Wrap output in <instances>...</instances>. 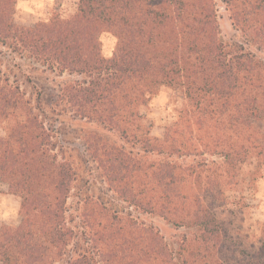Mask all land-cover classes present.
Masks as SVG:
<instances>
[{"label":"trees","instance_id":"trees-1","mask_svg":"<svg viewBox=\"0 0 264 264\" xmlns=\"http://www.w3.org/2000/svg\"><path fill=\"white\" fill-rule=\"evenodd\" d=\"M224 2L245 43L264 50V0ZM14 4L0 0L1 45L83 79L60 86L50 117L43 91L33 101L0 70V116L9 121L0 177L21 197L20 224L0 227L2 264H263L264 226L250 255L217 210L245 163L257 158L264 167V60L244 42L222 39L216 1L79 0L72 16L32 26L15 23ZM104 35L115 41L108 56ZM162 88L181 91L186 104L154 135L142 107ZM61 111L139 148L87 140L124 201L179 231L173 245L117 208L104 214L86 199L81 218L71 209L78 171L58 153L48 121ZM186 156L192 160L174 159Z\"/></svg>","mask_w":264,"mask_h":264},{"label":"rangeland","instance_id":"rangeland-1","mask_svg":"<svg viewBox=\"0 0 264 264\" xmlns=\"http://www.w3.org/2000/svg\"><path fill=\"white\" fill-rule=\"evenodd\" d=\"M215 1L222 39L245 43L246 38L233 24L224 0ZM78 2L79 0H15L13 19L18 25L32 26L38 22H48L55 16L68 18L77 12ZM114 44V39L108 35L102 37V51L106 56L111 54ZM246 46L264 60V50L252 42L247 43ZM0 70L10 77L12 83L17 79L26 97L33 101L36 100L37 93L40 90L43 91V100L50 117L53 115L50 111L55 106L60 86L72 80L83 79V75L61 73L59 69L51 70L40 63L22 59L1 43ZM184 104L186 99L181 91L162 88L146 106L142 107V113L146 116L144 122L152 124L153 134L159 135L163 132L164 126L178 120ZM55 117L54 120L49 118L47 120L54 127L56 149L62 157L63 155L69 157L74 162L79 175L69 198L71 209L77 208L75 211L81 218L85 211L84 200L86 199L99 202V210L104 214H108V208H117L121 210L124 217L130 215L139 222L144 221L154 225L161 231L166 241L173 245V241L179 236V231L163 217L144 213L136 206H131L124 201L110 187L92 156L87 140L90 136L96 135L105 141L123 144L128 149L133 148L138 151L139 148L122 141L118 133L108 130L102 124L82 118L71 111H61ZM8 122L0 116V137L6 135ZM174 159L191 161L192 157H175ZM226 195V203L217 210L219 218L225 223L226 230L234 235L239 250L245 248L251 255L256 249L253 242L261 236L264 226V167L259 165L257 158L242 166L238 182L226 190ZM20 207L21 197L12 193L8 183L0 177V227L18 226L21 222ZM0 264H2L1 261ZM60 264L66 263L60 262Z\"/></svg>","mask_w":264,"mask_h":264}]
</instances>
